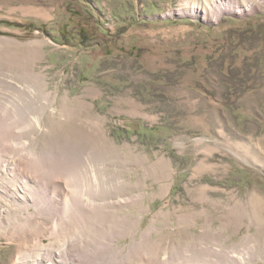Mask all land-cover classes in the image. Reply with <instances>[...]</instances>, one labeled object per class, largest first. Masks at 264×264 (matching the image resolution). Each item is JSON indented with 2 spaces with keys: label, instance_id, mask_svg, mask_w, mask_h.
Wrapping results in <instances>:
<instances>
[{
  "label": "rangeland",
  "instance_id": "rangeland-1",
  "mask_svg": "<svg viewBox=\"0 0 264 264\" xmlns=\"http://www.w3.org/2000/svg\"><path fill=\"white\" fill-rule=\"evenodd\" d=\"M18 258L264 264V0H0Z\"/></svg>",
  "mask_w": 264,
  "mask_h": 264
},
{
  "label": "bare ground",
  "instance_id": "bare-ground-1",
  "mask_svg": "<svg viewBox=\"0 0 264 264\" xmlns=\"http://www.w3.org/2000/svg\"><path fill=\"white\" fill-rule=\"evenodd\" d=\"M246 10V9H245ZM70 164H73L72 162H70ZM70 164H67L68 165V167H69V165ZM78 166V165H77ZM77 166L75 167V166H73V169L72 170H70V172L67 174V176L68 177H70L69 179H73L74 180V178L76 179L77 177H78V175H77V173L75 174V170L77 169ZM68 167H66V168H68ZM81 173V172H80ZM79 173V174H80ZM75 182H76V180H75ZM78 182V181H77ZM80 182V181H79ZM71 184V183H70ZM77 185V184H76ZM79 185V184H78ZM82 185V184H81ZM75 187H77V186H75ZM79 187H81V186H79ZM79 189V188H78ZM81 189H82V187H81ZM81 189H79L80 191H81ZM27 191V190H26ZM23 192V191H22ZM78 193V192H77ZM20 195V194H19ZM82 198V197H81ZM22 200L23 201H21V202H24L25 203V205L26 204H29L30 202H32L31 204H33V202L34 201H36L37 202V199L35 198V192H33V191H31V196L30 195H28V196H26V198H22ZM69 200V199H68ZM82 200H83V198H82ZM71 201H72V203L74 204L75 202H76V204H79L80 205V201H78V200H74L73 201V198L71 199ZM29 202V203H28ZM83 203V202H82ZM42 246H44V244H42ZM46 248V247H45ZM57 252H59V251H57ZM56 255V256H55ZM55 255H53V258L52 259H50L51 261H54L55 260V257H59V258H62L63 256H61L60 254V256L59 255H57V254H55ZM57 257V258H58ZM59 258H58V260H59ZM21 259V258H20ZM19 258H18V260H17V264H19ZM60 262V261H59ZM49 264H55V262L53 263V262H51V263H49Z\"/></svg>",
  "mask_w": 264,
  "mask_h": 264
}]
</instances>
